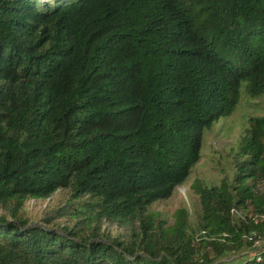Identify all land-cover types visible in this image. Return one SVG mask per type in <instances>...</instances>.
Masks as SVG:
<instances>
[{
  "label": "trees",
  "instance_id": "trees-1",
  "mask_svg": "<svg viewBox=\"0 0 264 264\" xmlns=\"http://www.w3.org/2000/svg\"><path fill=\"white\" fill-rule=\"evenodd\" d=\"M242 87L232 180L156 225ZM59 191L72 227H29ZM0 212V264H264V0H0Z\"/></svg>",
  "mask_w": 264,
  "mask_h": 264
},
{
  "label": "rangeland",
  "instance_id": "rangeland-1",
  "mask_svg": "<svg viewBox=\"0 0 264 264\" xmlns=\"http://www.w3.org/2000/svg\"><path fill=\"white\" fill-rule=\"evenodd\" d=\"M243 89L244 87L240 89L238 104L233 114L229 118L220 119L204 133L200 151L201 159L192 169L184 186L176 188L168 200L158 202L148 209L156 225L161 223L162 228L171 227L181 207L190 209L191 202L196 201L194 191L191 189L194 182L204 186H217L222 181L232 180L235 173L234 155L241 138L249 130L248 119L262 116V101H253ZM78 202L82 203L80 200L72 202L70 194L66 191H59L47 200L30 199L23 207L24 217L29 227L43 225V221L49 219L52 220L50 228L72 227L76 220L71 215ZM57 212L63 217L58 218ZM100 229L101 233L111 239L125 236L128 232L125 228L107 222H103ZM229 261L230 259H227L224 262Z\"/></svg>",
  "mask_w": 264,
  "mask_h": 264
}]
</instances>
